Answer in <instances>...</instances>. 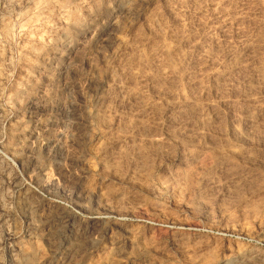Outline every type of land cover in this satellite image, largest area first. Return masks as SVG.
Masks as SVG:
<instances>
[{
	"label": "rangeland",
	"instance_id": "374dc122",
	"mask_svg": "<svg viewBox=\"0 0 264 264\" xmlns=\"http://www.w3.org/2000/svg\"><path fill=\"white\" fill-rule=\"evenodd\" d=\"M225 261L264 264V0H0V264Z\"/></svg>",
	"mask_w": 264,
	"mask_h": 264
},
{
	"label": "bare ground",
	"instance_id": "6f19581e",
	"mask_svg": "<svg viewBox=\"0 0 264 264\" xmlns=\"http://www.w3.org/2000/svg\"><path fill=\"white\" fill-rule=\"evenodd\" d=\"M221 263H222V262H221ZM222 264H228V261H227V262L225 261V262H223Z\"/></svg>",
	"mask_w": 264,
	"mask_h": 264
}]
</instances>
